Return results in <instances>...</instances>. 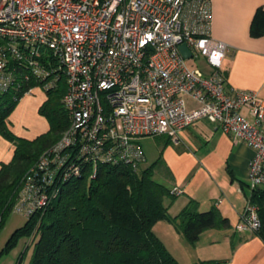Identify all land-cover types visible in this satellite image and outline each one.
Here are the masks:
<instances>
[{"label": "built area", "instance_id": "built-area-1", "mask_svg": "<svg viewBox=\"0 0 264 264\" xmlns=\"http://www.w3.org/2000/svg\"><path fill=\"white\" fill-rule=\"evenodd\" d=\"M182 43L189 57L205 58L209 74L187 66ZM42 48L63 70L70 123L28 169L14 212L29 217L46 207L56 185L85 166L143 163L141 137L178 144V133L199 119L253 149L248 187H264V99L226 89L227 44L210 34L209 0H0V90L11 82L9 58L33 65ZM259 227L247 199L235 228Z\"/></svg>", "mask_w": 264, "mask_h": 264}, {"label": "trees", "instance_id": "trees-1", "mask_svg": "<svg viewBox=\"0 0 264 264\" xmlns=\"http://www.w3.org/2000/svg\"><path fill=\"white\" fill-rule=\"evenodd\" d=\"M5 70L11 82L0 90V135L12 144V155L0 162V224L13 212L28 169L51 151L70 123L62 101L67 91L65 76L49 50L42 48L34 55L33 65L9 58ZM35 86L45 91L39 111L48 127L33 137L16 135L8 129L7 117ZM156 163L145 168L124 161L99 163L93 172L85 166L56 185L57 195L46 207L25 217L10 244L20 235L33 237L29 264H180L153 230L158 220L168 221L192 244L203 230L227 229L230 223L215 206L199 210L193 198L170 214L168 204L176 195L154 179ZM247 199L260 219L253 233L264 240V187L251 189ZM221 262L208 259L196 264Z\"/></svg>", "mask_w": 264, "mask_h": 264}, {"label": "crops", "instance_id": "crops-1", "mask_svg": "<svg viewBox=\"0 0 264 264\" xmlns=\"http://www.w3.org/2000/svg\"><path fill=\"white\" fill-rule=\"evenodd\" d=\"M209 10L211 36L227 44L221 67L226 89L253 90L264 99V0H209ZM158 138L160 150L154 160L157 172L169 182L171 190L178 189L168 211L174 208L172 215L176 214L193 198L199 210L215 206L230 223L227 229L207 228L201 232L212 235L198 246L201 253L197 259H222L220 264H264V240L251 231L235 229L250 191L247 169L253 149L205 119L182 129L178 144L165 135ZM0 139L11 149L6 157L0 151V162L7 161L12 144L2 135ZM155 232L161 237L159 229ZM187 257L190 259V254Z\"/></svg>", "mask_w": 264, "mask_h": 264}, {"label": "rangeland", "instance_id": "rangeland-1", "mask_svg": "<svg viewBox=\"0 0 264 264\" xmlns=\"http://www.w3.org/2000/svg\"><path fill=\"white\" fill-rule=\"evenodd\" d=\"M185 62L190 68H200L204 74H209L210 72L209 66L202 56L187 57L185 58ZM44 98L45 91L40 86H35L29 92H26L13 105L7 117L8 129L16 135L25 137H33L46 130L48 127L47 120L39 111V105ZM139 141L145 155V160L141 165L145 168L157 158L160 150V138L158 136H143ZM7 145L3 139H0V151L5 154V157L11 151V149L7 148ZM157 171L158 169L155 167L153 173L154 179L170 187L169 182L165 181ZM173 201H166L169 202L168 208L173 205ZM173 210L174 208L171 209L170 214L173 213ZM24 223L25 217L13 211L5 216L3 222L0 224V264L30 263L31 252L35 242L32 236L20 235L10 244V239L14 231ZM169 225L167 222L159 220V222L154 224L153 230H160L159 234L161 237L159 238L168 247V250L176 256L180 264H194L195 262H199L200 260L197 259V256L201 253V248L198 246L209 239L212 232L208 234L206 232L200 233L196 243L192 244L186 240L183 234L177 233ZM188 254L191 256L190 259L187 257Z\"/></svg>", "mask_w": 264, "mask_h": 264}, {"label": "water", "instance_id": "water-1", "mask_svg": "<svg viewBox=\"0 0 264 264\" xmlns=\"http://www.w3.org/2000/svg\"><path fill=\"white\" fill-rule=\"evenodd\" d=\"M179 50H180L182 56L185 58H187L191 55L190 50L188 49V47L184 43L179 45Z\"/></svg>", "mask_w": 264, "mask_h": 264}]
</instances>
